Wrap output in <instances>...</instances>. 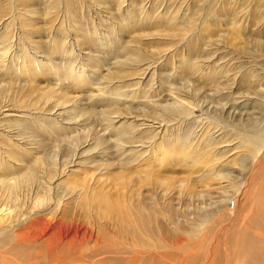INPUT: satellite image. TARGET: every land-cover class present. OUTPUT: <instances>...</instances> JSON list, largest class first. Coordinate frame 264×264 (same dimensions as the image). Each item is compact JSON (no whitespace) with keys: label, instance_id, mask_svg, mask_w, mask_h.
I'll list each match as a JSON object with an SVG mask.
<instances>
[{"label":"rangeland","instance_id":"rangeland-1","mask_svg":"<svg viewBox=\"0 0 264 264\" xmlns=\"http://www.w3.org/2000/svg\"><path fill=\"white\" fill-rule=\"evenodd\" d=\"M231 1L0 0V173L30 180L26 179V186L22 183L27 189L17 191L18 203H7L5 192L0 193V202L15 212L21 211L19 229L42 220L53 226L54 235L68 231L70 240L68 247L53 256L40 243L16 246L13 228L0 231V264H29L39 258H44L45 264H61L58 259L66 264H86L91 246L87 239L98 235V226L90 225L88 213L103 204L134 209L208 205L206 209L217 210L219 221L214 228L219 229L206 237L216 239L220 234L223 238L225 225L243 207L242 196L251 190L253 169L249 168L256 160L248 155L252 148L246 136L264 133L262 99L254 95L264 94V58L253 59L258 55L256 48L242 41L247 33L257 35L259 30L258 40H264V26L257 29L251 25L257 13L264 14L255 9L260 6L264 10V0ZM229 12L233 14L231 18L225 16ZM245 16L250 23L240 20L234 26ZM230 20L233 23L228 24ZM170 32L182 33V38L171 39ZM232 35L236 41L229 40ZM188 59L192 61L188 63ZM191 63L199 69L193 77L186 72ZM214 68L219 71L215 83L204 78ZM245 73L248 76L241 82ZM258 79L261 83L254 90L253 81ZM169 96H181L179 100L187 101L185 106L194 107L186 121H160L169 120V112L163 110L173 108L165 104ZM216 120L222 125H216ZM189 122L193 127L204 124L198 127L201 134L208 123L215 134L216 142H211L214 146L202 143V137L186 143L191 147L177 142L179 137L190 135L192 128L185 126ZM151 128L155 129L153 134ZM154 134H158L156 143L149 140ZM220 137L223 141H219ZM207 151H212L211 155ZM197 158L212 159L209 164L214 165V170ZM215 165L220 167L216 169ZM212 170L215 175L209 174ZM53 176L55 179L50 181ZM213 186L217 189L212 190ZM26 210L29 212L24 214ZM4 225L0 222V228ZM152 229L151 236L157 237V228L152 225ZM140 235L146 236L142 232ZM184 236L196 235L189 232ZM117 240L112 237L115 252L108 248L95 250L109 261L101 264H174L176 251L168 248L153 250L154 258L148 263L141 259L126 262V251L120 249Z\"/></svg>","mask_w":264,"mask_h":264},{"label":"bare ground","instance_id":"bare-ground-1","mask_svg":"<svg viewBox=\"0 0 264 264\" xmlns=\"http://www.w3.org/2000/svg\"><path fill=\"white\" fill-rule=\"evenodd\" d=\"M223 1V0H221ZM231 1V0H230ZM242 1V0H241ZM253 1V0H252ZM257 1V0H256ZM260 1V0H258ZM232 2V1H231ZM239 3V2H238ZM257 3V2H256ZM237 4V3H236ZM228 5V4H227ZM233 5V4H232ZM235 5V4H234ZM238 5V4H237ZM250 5V4H249ZM248 5V6H249ZM258 5V4H257ZM261 5V4H259ZM251 6H253L251 4ZM255 6V5H254ZM263 6V5H262ZM225 7V6H222ZM258 7H255V9H259V11L264 12V10H260ZM230 8V7H229ZM244 8V7H243ZM262 8V7H261ZM227 9V8H226ZM238 9V8H237ZM225 10V8H224ZM233 10L232 8L230 9V11ZM129 11V10H128ZM131 11V10H130ZM227 11V10H226ZM243 11V10H242ZM241 11V12H242ZM221 12V11H220ZM257 12V11H256ZM132 13V11H131ZM232 12L226 13L225 16L226 17H230V15ZM237 13V10H236ZM261 12L257 13L258 15L255 16V22L251 19V21H253V23L251 24L252 26L255 24V26H258L257 29L260 27L262 28L264 26V14H260ZM128 14V13H127ZM149 14V13H148ZM235 14V13H234ZM251 14V13H250ZM255 14V13H254ZM130 16V14H128ZM133 15V14H132ZM180 15V14H179ZM204 15V14H203ZM245 15V14H244ZM243 15V16H244ZM253 16L254 15H250ZM130 18V17H129ZM157 18V17H156ZM231 18V17H230ZM133 19V18H132ZM177 20V19H176ZM202 20V19H201ZM233 20V19H232ZM230 20L228 22V24H230V22L232 21ZM240 20L243 21V24H247V22L250 23V21H247V17H240L238 21L234 22V26H236L237 24H240ZM214 21V20H213ZM241 21V22H242ZM146 23V22H145ZM150 23V22H148ZM156 23V22H155ZM233 23V21H232ZM137 24V23H135ZM161 24V23H159ZM225 25V23H223ZM134 25V24H133ZM140 25V24H139ZM216 25V23L213 24V27ZM159 26V25H158ZM163 26V24H162ZM128 27V26H127ZM152 27V26H150ZM176 27V26H175ZM231 27V26H230ZM137 28V27H136ZM168 28V27H167ZM188 28V27H187ZM215 28V27H214ZM236 28V27H235ZM239 28V27H237ZM145 29V28H144ZM147 29V28H146ZM157 29V28H156ZM155 29V30H156ZM159 29V28H158ZM157 29V30H158ZM191 29V27L189 28ZM209 29V28H208ZM130 30V29H129ZM149 30V29H147ZM140 31H142L140 29ZM144 31V30H143ZM218 31V30H217ZM91 32V31H90ZM210 32V31H209ZM239 32V31H238ZM257 32V31H256ZM173 33L170 35L171 39H178L180 40L182 38V33H174V32H170ZM260 33V30L257 32ZM214 34V31L210 33ZM80 35V34H79ZM155 35V34H154ZM160 35V34H159ZM190 35V34H189ZM254 35V34H249L247 33L246 35H244L242 37V41H246L256 48L257 51V56H253V59H259L264 58V40H258V36ZM235 35H232L229 40L232 41H236L237 38L233 37ZM165 37V36H164ZM186 37V35H185ZM189 37V36H188ZM191 37V36H190ZM157 38V37H156ZM166 39V38H164ZM189 41V40H188ZM157 42H160L159 40ZM155 40V43H157ZM254 44H253V43ZM160 44V43H159ZM161 45V44H160ZM164 47L167 46V44H163ZM162 45V46H163ZM188 46L190 45L187 44ZM61 46V45H60ZM159 46V45H157ZM160 47V46H159ZM158 47V48H159ZM163 47V48H164ZM135 48V47H134ZM71 49V48H70ZM128 49V48H127ZM201 49V48H200ZM62 50V48H61ZM137 50V49H136ZM163 50V49H161ZM165 50V48H164ZM246 50H248L246 48ZM130 51V50H129ZM245 51V49H244ZM243 51V52H244ZM59 52V51H58ZM62 52V51H61ZM136 52V51H135ZM137 52H139L137 50ZM161 53V52H160ZM163 53V52H162ZM173 53V52H172ZM175 53V52H174ZM173 53V54H174ZM159 54V52H158ZM177 55V53H175ZM191 55V54H190ZM174 56V55H173ZM186 57V56H185ZM192 58V57H191ZM145 59V58H144ZM184 60V59H182ZM144 61V60H143ZM192 60L188 59V63H190ZM50 62V61H49ZM142 62V60H141ZM202 62V61H201ZM179 63V62H178ZM71 63H69L70 66ZM191 63V66L186 69L187 73H191L193 77L194 74H196L195 72H198L199 69L195 66H193ZM243 64V63H242ZM241 64V65H242ZM45 65V64H44ZM178 65V64H177ZM176 65V68H177ZM46 66V65H45ZM44 66V67H45ZM66 66V65H64ZM185 66V65H184ZM203 66H205V63L203 62ZM244 66V65H243ZM60 67V66H59ZM219 67V66H217ZM242 67V66H241ZM56 68V67H55ZM65 68V67H64ZM204 68V67H203ZM212 68V66L210 67V69ZM226 68V67H224ZM223 68V69H224ZM234 68V67H233ZM43 69V68H42ZM178 69V68H177ZM218 70V68H216ZM215 68L213 70L210 71V73L207 74L206 77L207 79L213 80L214 83L216 81V78L219 77V71H217ZM39 70V69H37ZM58 70V69H57ZM67 70V69H66ZM206 70V69H205ZM231 70V69H230ZM178 71V70H177ZM201 71H203L201 69ZM209 71V70H208ZM237 72V71H235ZM178 73H183V72H178ZM238 73V72H237ZM204 74L203 72L198 74L201 75ZM222 74V73H221ZM72 75V74H70ZM122 75V74H121ZM120 75V76H121ZM151 75V74H150ZM248 76V73H245L244 76H241V82L244 80V77ZM122 77V76H121ZM187 77V76H186ZM197 77V76H196ZM199 77H203V76H199ZM191 79V78H189ZM199 79V78H198ZM205 80V79H204ZM202 80V81H204ZM219 80V79H218ZM231 80V79H230ZM198 81V80H197ZM200 81V80H199ZM208 81V80H207ZM211 81V82H213ZM229 81V80H228ZM86 82V81H85ZM84 82V83H85ZM206 82V80H205ZM203 82V84L205 83ZM82 83V82H81ZM119 83V82H118ZM227 83V82H225ZM231 83V82H230ZM254 90L256 89L255 87L257 86V83H261V80H254ZM258 84V85H259ZM121 85V84H120ZM207 85V82L205 84V86ZM209 85V84H208ZM219 85V84H218ZM218 85H216L218 87ZM228 84H226V88ZM236 86V85H235ZM260 86V85H259ZM123 88V87H122ZM120 88V89H122ZM225 88V89H226ZM229 88V87H228ZM237 88V87H236ZM250 88V87H249ZM116 89V88H115ZM220 89V88H219ZM223 89V90H225ZM252 89V88H250ZM223 96V94H221ZM225 95V94H224ZM230 94H228L229 96ZM232 95V94H231ZM234 95V94H233ZM254 95H259L262 99L261 103H262V108L264 111V94H254ZM221 96V97H222ZM242 96V95H241ZM244 96V95H243ZM181 96H169L167 97L166 100V106L169 107H173L172 110H168V109H163L165 112H169V120H166V118L161 119V122H166V123H170V122H182V121H186L187 117L189 115H191L193 112L194 108L189 107V106H185L187 105V101H182L179 100ZM233 97V96H232ZM236 97V96H234ZM225 99V97H223ZM203 99V98H202ZM215 99V98H213ZM223 99V101H224ZM235 99V98H233ZM232 99V100H233ZM243 99V98H242ZM231 101V99H229L228 97V101ZM258 100V99H256ZM202 101V100H199ZM198 101V102H199ZM207 101V100H206ZM216 101V100H215ZM227 101V98H226ZM225 101V102H226ZM227 101V102H228ZM229 101V103H231ZM237 101V100H236ZM239 101V100H238ZM253 101V100H252ZM164 102V101H163ZM195 102V103H198ZM214 102V101H213ZM224 102V103H225ZM169 103V105H168ZM200 103V102H199ZM220 102H218L219 104ZM255 103V101L253 102ZM216 104V103H215ZM216 104V105H218ZM223 104V103H221ZM233 104V103H232ZM209 105V104H208ZM237 105V104H236ZM226 106V105H225ZM224 106V107H225ZM240 106V105H238ZM245 107V105H242V107ZM218 107V106H217ZM228 107V106H226ZM215 108V107H213ZM219 108V107H218ZM233 108V107H232ZM220 109V108H219ZM228 109V108H227ZM217 110V109H215ZM213 109V111H215ZM224 110V108H223ZM222 110V111H223ZM212 111V110H211ZM210 111V112H211ZM205 113H207L206 111H204ZM217 112V111H215ZM218 113V112H217ZM225 113V112H224ZM126 115V114H125ZM225 115V114H223ZM236 115V114H235ZM229 117V115H225L224 117ZM129 117V116H128ZM221 117V115H220ZM244 117V116H243ZM233 118V117H231ZM241 118V117H240ZM224 119V118H221ZM230 119V118H228ZM242 119V118H241ZM154 121H158V119H153ZM235 120L240 121L238 118H235ZM231 121V120H230ZM153 122V121H151ZM223 122H225V120H223ZM228 122V121H227ZM144 124V122H142ZM216 125H222V123L218 122L217 120L215 121ZM231 123V122H230ZM193 122H189L187 124H185L186 127H190L192 128L190 130V132H188V136H185L183 139H179L178 136H180V134L177 136V142L182 143V145L186 148V147H191L192 144H186L187 142L189 143H193L194 141H198L201 137V139L203 140L202 143H206L208 142L209 144L212 141H215L214 139V133L212 132V130L209 128L208 123L205 126V129L203 130L204 132L201 134L200 132L202 131L201 129H199L198 127L200 126H204V124L196 125L195 127H193ZM211 124V123H210ZM155 125V124H154ZM224 125V124H223ZM167 126V125H166ZM184 126V127H185ZM213 126V125H212ZM248 126V125H247ZM150 127V126H149ZM177 127L182 128V125H178ZM183 127V128H184ZM220 127V126H219ZM232 127V124H231ZM201 128V127H200ZM204 128V127H202ZM212 128V127H211ZM222 128V127H221ZM152 129V128H151ZM225 128H222V130ZM231 129V128H230ZM154 133L155 129H152ZM151 130V131H152ZM170 130V128L168 129ZM172 131V130H171ZM226 131V129L224 130ZM224 131L222 132L224 134ZM228 131V129H227ZM50 132V131H49ZM165 132V131H164ZM184 132V131H183ZM185 133V132H184ZM218 133H220L218 131ZM217 133V134H218ZM173 133L171 132V135ZM178 134V133H176ZM139 135V134H138ZM158 134H154L151 135L149 137V140H153V142L156 143L155 138H157ZM225 135V134H224ZM161 136V135H160ZM220 136V135H219ZM222 136V135H221ZM230 137V136H229ZM218 138V137H217ZM225 138V137H223ZM247 139H249V146L250 148H252L249 151V156L251 158V160H256L255 165H253V163H251V166L249 168V170H252V176H253V181L252 184L250 185L251 190L254 188V191L250 192L248 190L247 193L244 198L242 196V199H244V205L242 208H239L237 213L234 214L232 217L230 218L229 223H227L226 229L224 230V233H226L223 238L221 239L220 234L218 235V237L216 239H214V237H212L211 239H207L206 235L207 234H213L215 233L214 231L218 230L215 229V225H217L219 219H216V212L217 210H213V209H206L208 207L205 208H200L198 205L196 206L194 203H189L188 205H185L184 209H172L169 207H160L159 205H157V207H149V208H125L122 206H112L110 204H103V205H99V207L97 208H93L89 213H88V217L87 219L89 220V222H91V226L93 228H95L97 225L98 227V235L94 236L91 235L90 237H88L87 239V244L91 245L88 248V252L89 254L86 256V264H101L104 263V260L109 262L108 259H104L103 256L97 255L95 253V250L97 248L102 249V248H108L109 252L113 251L115 252L116 250V245H113L112 243V237H116L118 238V240L120 241V249H122V251H126V258L125 261L126 262H135L137 261V259H141L142 262L148 263L150 261H152L153 257V250L158 249V248H168V249H172L174 251H176V253H174L173 256V263L174 264H264V133L261 135H256L255 133H249V135L246 136ZM217 140V139H216ZM223 139H219V141ZM225 140V139H224ZM201 141V140H200ZM199 141V142H200ZM163 142V141H162ZM216 142V141H215ZM227 142V141H226ZM43 143V142H42ZM167 143V142H165ZM200 143V144H202ZM214 143V142H212ZM211 143V144H212ZM218 143V142H217ZM222 143V142H220ZM163 143H161L162 145ZM210 144V145H211ZM219 144V143H218ZM224 144V143H223ZM197 145V144H196ZM204 145V144H203ZM201 145V147L206 146V144L203 146ZM208 145V144H207ZM212 146H214L212 144ZM211 146V147H212ZM235 146V145H234ZM157 147V146H156ZM161 147V146H160ZM159 147V149H160ZM166 147V145L164 146ZM162 148V147H161ZM196 148V147H195ZM217 148V147H216ZM38 149V148H37ZM204 149L207 150L206 147H204ZM214 149V147H213ZM255 149V150H254ZM263 149V150H262ZM211 150V149H209ZM262 150V152H260V155H257L258 151ZM37 151V150H35ZM141 151V150H140ZM139 151V152H140ZM144 151V149H143ZM146 152V151H145ZM215 152V151H213ZM172 153V152H171ZM199 153H201L199 151ZM209 155H211V152H208ZM257 153V154H256ZM167 154V153H166ZM165 154V155H166ZM198 154V153H197ZM202 154V153H201ZM215 154H217L215 152ZM226 154V153H225ZM146 155V154H144ZM194 155V154H193ZM214 155V154H213ZM149 156V155H148ZM189 156V155H188ZM216 156V155H215ZM214 156V157H215ZM223 156V154H222ZM221 156V157H222ZM220 157V158H221ZM204 158V157H203ZM206 158V156H205ZM44 159V158H43ZM200 159L199 161H202V158H197V160ZM209 159V158H208ZM208 159H204L203 161H205L203 164H209V161L212 160H208ZM42 160V159H41ZM145 160V158H144ZM195 160V161H197ZM207 160V161H206ZM202 161V162H203ZM225 162V161H224ZM37 163V162H36ZM205 164V165H206ZM206 165V167H210L211 165L209 164ZM217 164V163H215ZM120 165V164H119ZM122 165V164H121ZM123 166V165H122ZM3 167V166H2ZM1 167V169H2ZM120 167V166H119ZM124 167V166H123ZM216 167H220L215 165ZM211 168H213L214 170V165L213 167L211 166ZM218 169V168H216ZM208 170V169H207ZM211 171L212 173L209 174H214V171ZM248 170V171H249ZM64 171V170H63ZM62 171V172H63ZM229 171V170H228ZM244 171V170H242ZM248 171H245V173H247ZM61 172V173H62ZM124 172V171H122ZM145 172V170H144ZM217 172V170L215 171ZM230 172V171H229ZM27 173V172H26ZM121 173V172H120ZM147 173V170L145 172V174ZM118 174V173H117ZM135 175V174H134ZM143 175V174H142ZM141 175V176H142ZM215 175V174H214ZM221 175L223 176V174L221 173ZM239 175V174H238ZM228 176V175H227ZM232 176V175H230ZM47 177V176H46ZM56 176H53L50 178V181L55 179ZM218 177V176H217ZM238 177V176H237ZM144 178V177H143ZM145 178H147L145 176ZM150 178V177H149ZM250 178V175H249ZM248 178V179H249ZM27 178H22L19 179L16 176L11 175V173L9 174H2L0 173V193H7V203L12 204V202L18 203L20 201V196L18 195V192L20 190H25L27 189L26 187L22 186V183L28 184V181H30ZM48 179V178H47ZM214 179V178H213ZM219 180H224L225 177H219L217 178ZM230 179V178H229ZM229 179H226V182L229 183ZM122 180V179H121ZM140 180V179H138ZM146 180V179H145ZM164 181V178L162 179ZM252 180V178H251ZM159 181V180H158ZM212 181V180H211ZM234 181V179L232 180ZM238 181V180H237ZM255 181V182H254ZM143 182L145 183V181L143 180ZM215 182V181H214ZM224 182V181H223ZM239 182V181H238ZM46 185L48 187H51V184H49V181L45 182ZM159 183L162 184V181H160ZM213 183V181H212ZM219 183V182H218ZM249 183V182H248ZM163 184H167V182H164ZM217 184V183H216ZM226 184V183H225ZM230 184V183H229ZM229 184L228 187H231ZM243 184V183H242ZM40 185V184H39ZM127 185V184H126ZM134 186V184H132ZM215 185V184H214ZM220 185V184H219ZM231 185H233V187L235 186V184L231 183ZM239 185V184H236ZM34 186V185H32ZM31 186V187H32ZM155 186H157V184L155 183ZM166 186V185H164ZM210 186V183L208 185V187ZM240 186V185H239ZM43 187V186H42ZM46 187V186H45ZM170 187V186H169ZM243 187V186H242ZM245 187V186H244ZM47 188V187H46ZM142 188V187H141ZM168 188V187H166ZM172 188V187H171ZM211 188H214L211 187ZM216 188V186H215ZM212 189V190H215ZM222 188V185H221ZM227 188V187H226ZM246 188V187H245ZM32 189V188H31ZM204 189V188H202ZM207 189V187H206ZM217 189V188H216ZM19 190V191H18ZM162 190V189H161ZM160 190V191H161ZM173 190V189H172ZM170 190V191H172ZM208 190V189H207ZM229 190V188H228ZM242 190V189H241ZM18 191V192H17ZM174 191V190H173ZM244 191V190H243ZM46 192V191H45ZM131 192V191H130ZM178 193V190L176 191ZM181 192V191H180ZM206 192V191H205ZM212 194V191H210ZM216 192V191H215ZM232 192V191H231ZM242 192V191H241ZM48 193V191H47ZM161 193V192H160ZM165 193V191H164ZM197 193V192H196ZM201 193V192H200ZM217 193V192H216ZM26 194V193H25ZM210 194V195H211ZM214 194V193H213ZM231 194V193H230ZM123 195V194H122ZM128 195V194H126ZM225 195V194H224ZM29 195H27L26 197H28ZM50 196V195H49ZM146 196V195H145ZM198 196H201L200 194H198ZM203 197H205L204 195H202ZM216 196V195H215ZM22 197V196H21ZM43 197V196H42ZM191 197V196H190ZM207 197V196H206ZM220 197V196H219ZM239 197V196H238ZM30 198V197H29ZM122 198V196H121ZM154 198V197H153ZM179 198V197H178ZM188 198V196L186 197ZM195 198V197H194ZM213 198V197H211ZM210 198V199H211ZM222 198V197H220ZM219 198V200H220ZM240 198V197H239ZM37 199V197H36ZM192 199V198H191ZM202 199V198H201ZM241 199V200H242ZM248 199H250L249 204L247 203ZM10 200V202H9ZM23 200V199H22ZM43 200V199H42ZM154 200V199H153ZM214 200H216L214 198ZM212 200V201H214ZM238 200V199H237ZM2 202H4L1 199ZM38 201V200H37ZM240 201V200H239ZM243 201V200H242ZM33 202V201H32ZM41 202V201H40ZM46 202V201H45ZM49 202V201H48ZM110 202V201H109ZM115 202V201H114ZM112 203V202H111ZM116 203V202H115ZM243 203V202H242ZM43 204V203H42ZM102 204V203H101ZM149 204V203H148ZM38 205V204H37ZM44 205V204H43ZM150 205V204H149ZM214 206V205H213ZM236 206V205H235ZM21 207V206H20ZM122 207V208H121ZM46 208V207H45ZM75 208V207H74ZM238 208V207H237ZM30 209V207H29ZM235 210H237L234 207ZM16 209H11V207H8V205H2L0 202V222L5 224L4 226H2L0 228V231H6L9 228H13V232H14V237L12 239H14L15 241L13 243H15V245L19 246L21 245V243H26L27 245L29 243H34L35 246L40 243V245L44 248V251L47 254L53 255L55 256V252H57L59 249H64L65 247H68L70 245V240H69V233L68 231H66V233H59L58 235H54L53 234V226L51 224H45L44 221L39 220L38 222L30 225L29 227H21L19 229L18 227V222L21 223V221H19L20 216H21V211L15 212ZM50 210V209H49ZM48 210V211H49ZM230 210V209H229ZM27 212H29L28 210H26V212L24 214H27ZM35 212V211H34ZM45 212V211H44ZM52 212V211H51ZM236 212V211H234ZM32 213V212H31ZM30 214V213H29ZM37 214V213H36ZM48 214V212H47ZM68 214V213H67ZM226 214V213H225ZM61 215V214H60ZM141 215V216H140ZM231 215V214H230ZM247 215V218H245ZM23 216V215H22ZM44 216V215H43ZM48 216V215H47ZM71 216V215H70ZM27 217V216H26ZM218 217V216H217ZM51 218V217H50ZM56 218V217H55ZM62 218V217H61ZM79 218V217H78ZM224 218V217H222ZM221 218V220H222ZM226 218V217H225ZM245 218V219H244ZM25 219V218H24ZM27 219V218H26ZM54 219V218H53ZM134 221H133V220ZM243 219L245 220V223L243 222ZM138 220V223H137ZM224 220V219H223ZM222 220V221H223ZM18 221V222H17ZM25 221V220H24ZM95 221V222H94ZM52 222V221H51ZM24 223V222H23ZM60 223V222H59ZM25 224V223H24ZM23 224V225H24ZM62 224V223H61ZM223 224V223H222ZM17 225V226H16ZM63 225V224H62ZM152 225H154L157 228V237H152L151 235L154 234V230L152 229ZM200 225H202V227H200ZM16 226V227H15ZM140 227V228H139ZM209 227L207 230L206 228ZM142 228V229H141ZM15 229V230H14ZM91 230V229H90ZM72 231V229H71ZM95 231V230H94ZM61 232V231H60ZM140 232L144 233L146 236H144L145 238H142L140 235ZM189 232L194 233L196 236H189L188 238H186L184 235H189ZM191 234V233H190ZM218 234V233H217ZM71 235V234H70ZM193 235V234H192ZM10 237V236H9ZM3 239V238H2ZM117 240V241H118ZM13 241V240H12ZM12 243V244H13ZM11 244V245H12ZM23 246V245H22ZM28 247V246H27ZM33 247V246H32ZM16 248V247H15ZM18 248V247H17ZM23 248V247H22ZM20 249V248H18ZM28 249V248H27ZM12 250V249H11ZM35 250V249H34ZM7 251V250H6ZM10 251V250H9ZM23 251V250H22ZM203 251V252H201ZM33 252V251H32ZM61 252V251H60ZM107 252V251H106ZM4 253V252H3ZM6 253V252H5ZM101 253V252H100ZM204 253V254H203ZM35 254V252H34ZM165 254V253H164ZM168 254V253H167ZM166 254V257H167ZM114 255V254H113ZM159 255V254H158ZM37 256V255H36ZM62 256V255H61ZM98 256V257H97ZM144 256V257H143ZM3 257V256H2ZM20 257V256H19ZM34 257V256H33ZM74 257V256H73ZM78 257V256H77ZM97 257V258H96ZM108 257V256H107ZM106 257V258H107ZM114 257V256H112ZM119 257V256H117ZM23 258V257H22ZM31 258V257H30ZM50 258V256H49ZM63 258V257H62ZM96 258V259H95ZM156 258V257H155ZM168 258V257H167ZM21 259V258H20ZM35 259V258H34ZM68 259V258H67ZM75 259H77L75 257ZM4 260V259H3ZM110 260V259H109ZM29 261V260H28ZM51 261V260H50ZM58 261H60L61 264H66L65 261H61L58 259ZM68 261V260H67ZM140 261V262H141ZM5 263V262H4ZM23 264V262H21ZM67 263H71V262H67ZM111 263V262H110ZM171 263V262H170ZM17 264H19L17 262ZM29 264H45L44 263V258H39V259H35L33 262H29ZM137 264V263H136Z\"/></svg>","mask_w":264,"mask_h":264}]
</instances>
